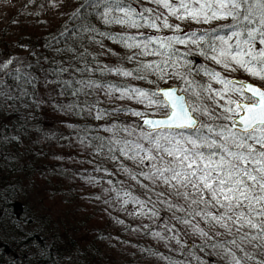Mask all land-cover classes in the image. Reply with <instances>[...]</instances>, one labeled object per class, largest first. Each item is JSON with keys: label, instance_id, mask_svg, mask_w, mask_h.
Returning <instances> with one entry per match:
<instances>
[{"label": "snow or ice", "instance_id": "obj_1", "mask_svg": "<svg viewBox=\"0 0 264 264\" xmlns=\"http://www.w3.org/2000/svg\"><path fill=\"white\" fill-rule=\"evenodd\" d=\"M146 3L150 6L135 0H79L67 13L80 20L77 33L81 39L86 35L101 48L105 46L97 36L111 40L132 53L124 59L135 62L131 70L108 65L93 69L85 63L75 71H106L154 86L144 89L108 84L105 88L91 79L79 81L82 88H105L106 96L135 101L144 108H114L113 113L125 111L139 120L105 127L104 131L111 133L108 144L97 145L98 152L107 147L109 159L118 161L119 169L148 196L143 200L125 190L122 197L118 192L117 198L123 206H137L130 215L160 219L157 203L171 213L172 223L165 221L163 231L148 233L164 241L169 252L183 257L153 253L166 264H264V0ZM49 7L63 11L67 5L64 0H50ZM93 18L104 25L135 29L136 34L99 31L92 24ZM192 25L209 27L185 30ZM144 29L155 34L147 35ZM164 30L172 34H163ZM86 52L85 48L80 57ZM194 53L221 70L207 65L193 69L188 57ZM32 67L16 57L0 61V100H22L29 95L27 85L38 81L29 71ZM71 68L69 63L58 72L64 74ZM233 72L246 73L260 83L225 74ZM195 76L207 79L202 82ZM169 81H179L183 87L161 86ZM51 83L56 81H46ZM73 107L68 106L69 110ZM110 114L95 107L96 120H105ZM103 171L108 173L106 168ZM89 179L95 181L94 177ZM142 227L149 229V225ZM182 229L184 236L200 242L181 239Z\"/></svg>", "mask_w": 264, "mask_h": 264}, {"label": "trees", "instance_id": "obj_2", "mask_svg": "<svg viewBox=\"0 0 264 264\" xmlns=\"http://www.w3.org/2000/svg\"><path fill=\"white\" fill-rule=\"evenodd\" d=\"M78 3L79 0H73L62 21L42 30L36 22L20 14L12 17L15 22L12 20L0 27V61L9 57L23 59L33 65L29 71L38 77V81L27 85L29 95L22 100H0V264H166L159 254L153 253L164 256H176V253L169 252L168 247L162 248L159 244L165 245V242L148 234L163 231L165 221L172 223L171 213L164 206L156 205L160 219L123 214L122 219L111 218L104 210L112 198L111 192L87 190L88 174L99 173L107 178L111 173L116 183L112 181L109 185H122V193L128 190L140 199L148 198L145 190L123 171L121 177L115 172L118 161L109 159L107 147L102 152L97 151V145H107L111 137V133L104 131L105 127L113 123L131 125L139 118L125 113L96 120L94 112L95 107H99L113 113L105 103L108 84L144 89L152 85L106 71L103 74L98 70L75 71L85 67V63L93 69L103 65L129 70L135 67V62L124 59L132 53L122 45L97 36L105 46L101 48L89 42L86 35L81 39V34L77 33L80 20L67 14ZM135 3L149 6L146 0H135ZM92 24L99 31L136 34L135 29L118 31L121 26L104 25L96 18L92 19ZM13 26L16 30H12ZM143 31L153 35L149 29ZM85 48L87 52L81 58L80 53ZM188 59L193 69L202 65L214 68L211 61L198 54ZM69 63L72 65L69 72L60 74L58 69L68 67ZM240 74L228 73L235 78ZM87 79L105 88H82L79 81ZM195 79L204 82L207 78L195 76ZM250 79L259 85V81ZM46 81L56 83L46 84ZM45 86L50 90L43 91ZM177 87L183 85L179 83ZM70 105L74 106L71 110ZM90 107L93 115L88 112ZM124 108L135 109V103ZM125 163L133 167L130 161ZM105 168L108 173L103 171ZM150 195L152 201H156V196ZM151 206L149 203L148 207ZM143 225H149V229H144ZM183 232L182 229L181 239L200 242L199 238L184 236ZM119 235H122L124 252L122 259L117 260L113 248L117 247L114 243ZM171 246L175 248L174 242Z\"/></svg>", "mask_w": 264, "mask_h": 264}, {"label": "rangeland", "instance_id": "obj_3", "mask_svg": "<svg viewBox=\"0 0 264 264\" xmlns=\"http://www.w3.org/2000/svg\"><path fill=\"white\" fill-rule=\"evenodd\" d=\"M73 0H64L65 4L67 5V8L63 11H58L57 9H52L49 7L50 0H0V27L8 25L10 21L13 20L14 14H20L21 16H24L26 20H30L32 22H36L38 28L42 30L41 28L49 27L52 23L54 22H59L62 21L65 17V13L70 7L71 3ZM40 4H43L44 7L40 8L38 7ZM150 6V5H149ZM36 8V9H35ZM38 10V11H36ZM39 13V15H37ZM37 17V19H36ZM184 27V25H182ZM209 27L207 25L200 26V25H192L191 28H186V31H191V30H200L201 28ZM12 30H16V26L12 27ZM118 31L126 30V28L118 27ZM152 32V30H151ZM155 34V33H152ZM166 35H171L172 33L168 30H164V33ZM182 48V47H181ZM183 49V48H182ZM148 60L153 59V57H148L146 58ZM211 65L216 68V70L220 71L221 69L214 65L211 62ZM241 74L238 75L236 78L237 79H242L247 82L254 83L250 77L243 72H240ZM228 75V73H225ZM231 73H229L230 75ZM228 75V76H229ZM229 78H234L235 77H229ZM152 79H155V77H152ZM180 82L179 81H169L168 85H164L161 83L162 87H167V86H178ZM256 84V83H254ZM258 85V84H257ZM216 87H219L218 85H215ZM154 86L152 85L150 88H153ZM50 87L45 86L43 91H49ZM105 96V103L107 105V108L109 110H113L114 108H124L129 104L135 103V109L136 110H144L143 105L136 103L135 101H129V100H116L114 98H110L108 96ZM125 111H120L117 113H111L113 116H121L122 114H125ZM57 143V142H56ZM56 143L54 145H56ZM116 169L115 172L121 177L122 176V171L119 169V162L116 164ZM88 179L87 181V186L89 187L87 190L91 192L95 190H102L103 192L110 191L111 192V200L108 201V204L106 207H104V210L106 211V216L114 218L117 217L118 219H122V214L124 216H131L129 213H133L136 211V207L131 205L130 203L127 206L122 205V200L117 198V193L119 192L122 197V185H109L107 183L108 180L114 181L116 183V178H114L112 175H109L107 178L103 177L99 173H92L88 174ZM90 177H94L95 181L90 180ZM116 218V219H117ZM117 244V247L113 248V253L115 254L117 260L122 259V255L124 250H122L123 243H122V235H119L118 239L115 240V243ZM162 248H167L163 244H159ZM156 264V263H152ZM160 264V263H157Z\"/></svg>", "mask_w": 264, "mask_h": 264}, {"label": "water", "instance_id": "obj_4", "mask_svg": "<svg viewBox=\"0 0 264 264\" xmlns=\"http://www.w3.org/2000/svg\"><path fill=\"white\" fill-rule=\"evenodd\" d=\"M251 83V82H250ZM174 87H177V86H174Z\"/></svg>", "mask_w": 264, "mask_h": 264}]
</instances>
